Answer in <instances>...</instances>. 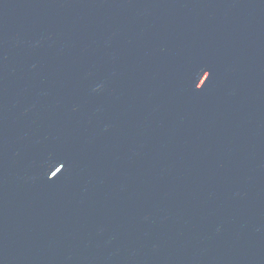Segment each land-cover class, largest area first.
<instances>
[{
  "label": "water",
  "instance_id": "obj_1",
  "mask_svg": "<svg viewBox=\"0 0 264 264\" xmlns=\"http://www.w3.org/2000/svg\"><path fill=\"white\" fill-rule=\"evenodd\" d=\"M0 264H264V0H0Z\"/></svg>",
  "mask_w": 264,
  "mask_h": 264
},
{
  "label": "snow or ice",
  "instance_id": "obj_2",
  "mask_svg": "<svg viewBox=\"0 0 264 264\" xmlns=\"http://www.w3.org/2000/svg\"><path fill=\"white\" fill-rule=\"evenodd\" d=\"M60 170H61V169H60ZM60 170H58V172H59ZM54 175H56V173H54Z\"/></svg>",
  "mask_w": 264,
  "mask_h": 264
}]
</instances>
